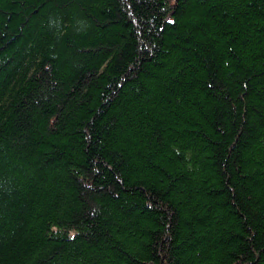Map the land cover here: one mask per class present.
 <instances>
[{"label": "trees", "instance_id": "1", "mask_svg": "<svg viewBox=\"0 0 264 264\" xmlns=\"http://www.w3.org/2000/svg\"><path fill=\"white\" fill-rule=\"evenodd\" d=\"M0 264H264V0H0Z\"/></svg>", "mask_w": 264, "mask_h": 264}, {"label": "snow or ice", "instance_id": "2", "mask_svg": "<svg viewBox=\"0 0 264 264\" xmlns=\"http://www.w3.org/2000/svg\"><path fill=\"white\" fill-rule=\"evenodd\" d=\"M173 21H169V23H172Z\"/></svg>", "mask_w": 264, "mask_h": 264}, {"label": "water", "instance_id": "3", "mask_svg": "<svg viewBox=\"0 0 264 264\" xmlns=\"http://www.w3.org/2000/svg\"><path fill=\"white\" fill-rule=\"evenodd\" d=\"M175 1H178V0H175Z\"/></svg>", "mask_w": 264, "mask_h": 264}]
</instances>
